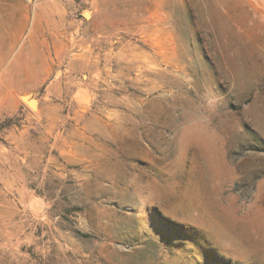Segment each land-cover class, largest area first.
Here are the masks:
<instances>
[{
  "label": "rangeland",
  "instance_id": "rangeland-1",
  "mask_svg": "<svg viewBox=\"0 0 264 264\" xmlns=\"http://www.w3.org/2000/svg\"><path fill=\"white\" fill-rule=\"evenodd\" d=\"M0 264H264V0H0Z\"/></svg>",
  "mask_w": 264,
  "mask_h": 264
},
{
  "label": "water",
  "instance_id": "water-1",
  "mask_svg": "<svg viewBox=\"0 0 264 264\" xmlns=\"http://www.w3.org/2000/svg\"><path fill=\"white\" fill-rule=\"evenodd\" d=\"M22 99L31 109L37 107V100L32 95L23 96Z\"/></svg>",
  "mask_w": 264,
  "mask_h": 264
}]
</instances>
